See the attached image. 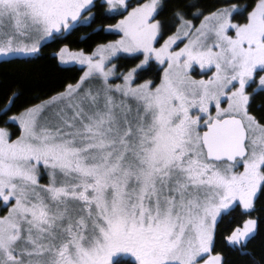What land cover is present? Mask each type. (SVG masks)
Returning <instances> with one entry per match:
<instances>
[{
  "label": "snow or ice",
  "instance_id": "obj_1",
  "mask_svg": "<svg viewBox=\"0 0 264 264\" xmlns=\"http://www.w3.org/2000/svg\"><path fill=\"white\" fill-rule=\"evenodd\" d=\"M41 60L0 93V264H264V0H0V65Z\"/></svg>",
  "mask_w": 264,
  "mask_h": 264
},
{
  "label": "trees",
  "instance_id": "obj_2",
  "mask_svg": "<svg viewBox=\"0 0 264 264\" xmlns=\"http://www.w3.org/2000/svg\"><path fill=\"white\" fill-rule=\"evenodd\" d=\"M114 22V21H113ZM79 35V34H78ZM112 38V37H109ZM71 37L70 40H75ZM67 42V41H66ZM73 48L75 44L71 45ZM83 47V45H79ZM59 45H51L43 49V55H50ZM22 73H31L23 76ZM61 73L55 71L53 65L46 60H41L35 64H4L0 66V93L5 89L14 87L17 83L25 89L26 96L34 95L37 92L47 91L61 78ZM259 247V241L255 245Z\"/></svg>",
  "mask_w": 264,
  "mask_h": 264
},
{
  "label": "flooded vegetation",
  "instance_id": "obj_3",
  "mask_svg": "<svg viewBox=\"0 0 264 264\" xmlns=\"http://www.w3.org/2000/svg\"><path fill=\"white\" fill-rule=\"evenodd\" d=\"M1 66V65H0Z\"/></svg>",
  "mask_w": 264,
  "mask_h": 264
}]
</instances>
